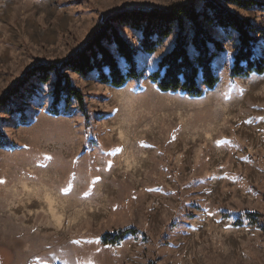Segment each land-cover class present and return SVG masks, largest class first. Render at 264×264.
<instances>
[{
  "label": "rangeland",
  "instance_id": "obj_1",
  "mask_svg": "<svg viewBox=\"0 0 264 264\" xmlns=\"http://www.w3.org/2000/svg\"><path fill=\"white\" fill-rule=\"evenodd\" d=\"M214 1L263 32L254 53L264 57V0ZM187 2L0 0V137L17 147L0 148V264H264V73L229 78L235 32L204 24L224 50L212 61L218 84L199 98L148 78L175 26L146 54L137 32L113 23L136 50L139 82L112 88L64 73L88 120L74 100L50 116L54 74L27 75L76 56L119 12ZM243 213L258 220L237 223ZM127 228L140 235L101 244Z\"/></svg>",
  "mask_w": 264,
  "mask_h": 264
},
{
  "label": "trees",
  "instance_id": "obj_2",
  "mask_svg": "<svg viewBox=\"0 0 264 264\" xmlns=\"http://www.w3.org/2000/svg\"><path fill=\"white\" fill-rule=\"evenodd\" d=\"M197 0H188L186 4L175 5L168 11H122L111 17L104 28L94 34L84 49L76 56L48 66L34 67L28 70L39 82H47L50 73L55 79L52 83L51 104L47 113L52 117L65 116L70 101L77 103L79 111L88 120L82 94L70 84L66 71L82 77L94 74L96 80L112 88H122L129 82H139L144 76L138 68L136 50L115 29L113 23L126 26L140 35L139 46L146 54H152L168 38L174 26L178 32L172 49L158 61L155 70L148 76L152 84L162 93L181 94L190 98H199L211 91L219 82L212 67L213 59L224 50L222 43L216 40L204 28H220L224 32L233 31L237 35V45L229 71L230 79L246 78L252 74L264 73V57L257 56L254 48L258 34L263 33L236 14L222 7L214 0H200L201 8L196 9ZM230 3L239 8L262 7L254 0H232ZM113 47V52L110 50ZM119 52L120 56L113 54ZM122 61L124 67H121ZM16 91V88H15ZM12 96L17 92L12 90ZM8 95L4 103H8ZM64 108L60 109V104ZM4 104V105H5ZM0 148L15 150L17 147L7 138L0 137ZM226 217V216H223ZM256 213H243L237 223L246 219L253 223L258 220ZM140 235L134 228L104 234L100 242L105 246H115L128 236Z\"/></svg>",
  "mask_w": 264,
  "mask_h": 264
},
{
  "label": "snow or ice",
  "instance_id": "obj_3",
  "mask_svg": "<svg viewBox=\"0 0 264 264\" xmlns=\"http://www.w3.org/2000/svg\"><path fill=\"white\" fill-rule=\"evenodd\" d=\"M113 55L116 56V57H119L120 53L119 52H115Z\"/></svg>",
  "mask_w": 264,
  "mask_h": 264
}]
</instances>
